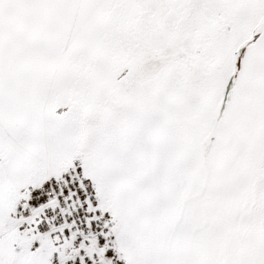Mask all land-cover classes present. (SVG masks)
<instances>
[{
	"label": "rangeland",
	"instance_id": "rangeland-1",
	"mask_svg": "<svg viewBox=\"0 0 264 264\" xmlns=\"http://www.w3.org/2000/svg\"><path fill=\"white\" fill-rule=\"evenodd\" d=\"M76 158L123 264H264V0H0V264Z\"/></svg>",
	"mask_w": 264,
	"mask_h": 264
},
{
	"label": "built area",
	"instance_id": "built-area-1",
	"mask_svg": "<svg viewBox=\"0 0 264 264\" xmlns=\"http://www.w3.org/2000/svg\"><path fill=\"white\" fill-rule=\"evenodd\" d=\"M17 214L22 231L38 233L56 246L53 264H123L118 241L110 232L111 213L79 158L45 183L25 187Z\"/></svg>",
	"mask_w": 264,
	"mask_h": 264
},
{
	"label": "water",
	"instance_id": "water-1",
	"mask_svg": "<svg viewBox=\"0 0 264 264\" xmlns=\"http://www.w3.org/2000/svg\"><path fill=\"white\" fill-rule=\"evenodd\" d=\"M254 37H251L250 41H253Z\"/></svg>",
	"mask_w": 264,
	"mask_h": 264
}]
</instances>
